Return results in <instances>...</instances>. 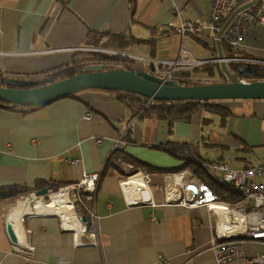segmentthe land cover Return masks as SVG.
Returning a JSON list of instances; mask_svg holds the SVG:
<instances>
[{
    "label": "crops",
    "instance_id": "0c3cea01",
    "mask_svg": "<svg viewBox=\"0 0 264 264\" xmlns=\"http://www.w3.org/2000/svg\"><path fill=\"white\" fill-rule=\"evenodd\" d=\"M211 1L0 0V69L8 78L29 79L64 66L74 54L97 49L86 45L92 32L131 38L121 50L135 69L143 64L150 69L152 60H217V45L207 31L181 37L170 27L178 23L172 8L182 20L207 22ZM254 1L264 7V0ZM221 51L224 55V47ZM239 55L264 61V24L248 30ZM223 103L231 111L223 120L201 110L170 128L154 114L134 116L115 93L99 90L34 109L0 108V191L38 183L69 187L84 176H100L94 199L86 203L94 209L95 241L82 231L63 230L57 216L27 214L14 225L18 245L13 246L6 223L14 204L0 203V264H216L210 250L215 211L165 204L154 185H169L170 174L183 166L198 179L192 169L199 162H222L232 170L264 163V101ZM120 140L126 145L116 151L153 168L148 202L139 206L124 198L118 168L105 170ZM170 144L188 149L173 156L166 149ZM253 246H245L248 255Z\"/></svg>",
    "mask_w": 264,
    "mask_h": 264
},
{
    "label": "built area",
    "instance_id": "2783aa9c",
    "mask_svg": "<svg viewBox=\"0 0 264 264\" xmlns=\"http://www.w3.org/2000/svg\"><path fill=\"white\" fill-rule=\"evenodd\" d=\"M251 2H253L251 5L242 8ZM235 11L237 12L235 13ZM171 13L175 14L178 20L176 25L170 24L174 33L181 37L186 35L199 37L207 31L214 43L222 44L227 53L223 55V59L203 62L193 60L191 56L185 61H180L179 59L171 62L152 60L149 61L151 68L148 71L153 76L165 80H174V74L181 68L194 69L206 64H220L221 62L227 67L231 64H236L239 68L245 66H250L251 68L264 67L263 60L239 55L248 30L254 25L264 24V7L260 6L258 2L254 0H212L208 21L203 24H194L190 21L182 20L180 13L175 8L171 9ZM232 15L230 22L220 37H218L222 27ZM88 51L128 57L123 52L113 49H90ZM182 53L183 51L179 53V56ZM131 57L140 61V59ZM232 74L238 76L237 72H232ZM145 100L142 108L147 110L153 104V101ZM97 143H100V140ZM124 145L126 143L123 140L118 141L113 151ZM116 163L121 173L119 186L124 198L129 202L128 204L130 206H139L142 203H147L148 188L152 183L151 176L136 169L131 163L121 160ZM198 166L219 186H229L238 191L242 201L234 206L223 202L219 195L210 187L199 179L189 177L188 172L185 170L170 174L171 183L164 187L154 185L155 190L162 193L165 204H174L189 209L205 206L213 211L219 206L224 208L226 211V223L231 226L232 232L226 234L223 231H219V216L216 214L215 236L210 247L216 264H228L232 261H239L240 264H264V255H248L244 251L247 245H259L264 248V163L240 170L229 169L226 164L217 161L199 162ZM217 173H219V176L216 175ZM138 175L141 178V183L129 188L126 194L123 190L122 180H128L130 177ZM98 181V174H90L84 176L77 184L62 188L68 189L69 203L78 222L83 226L82 233L88 234L87 237L92 239V241H95L97 233L96 221L94 209L88 208L86 203L94 199ZM51 193L50 191L49 194ZM72 193H75V198L70 196ZM127 195L130 196V199H128ZM75 205L80 207L81 210L76 212ZM84 212L87 215L86 223L81 221L84 217ZM236 213L241 216V221L238 220ZM236 225L238 226L235 227ZM26 253L32 256L33 250L29 249ZM57 264L64 263L60 262ZM161 264L166 263L162 262Z\"/></svg>",
    "mask_w": 264,
    "mask_h": 264
},
{
    "label": "water",
    "instance_id": "95a60500",
    "mask_svg": "<svg viewBox=\"0 0 264 264\" xmlns=\"http://www.w3.org/2000/svg\"><path fill=\"white\" fill-rule=\"evenodd\" d=\"M252 3L242 8H246ZM233 15L224 24L218 37H220ZM216 45L217 59H223L220 43L216 42ZM219 66L226 78L225 82L189 86L180 85L176 80L155 77L141 69H109L103 64L87 66L81 74L51 84L30 79H0V108L7 110L39 108L89 90L133 94L153 102L165 103L264 101V81L246 80L251 77L252 68L250 66L237 69L239 78L235 77L223 62ZM49 193L50 190L44 188L29 197L32 202L36 198H47ZM70 196L72 198L76 197L75 193L70 194ZM81 221L86 223L84 217ZM6 233L13 246H17L18 238L13 224L10 222L6 223Z\"/></svg>",
    "mask_w": 264,
    "mask_h": 264
},
{
    "label": "trees",
    "instance_id": "16d2710c",
    "mask_svg": "<svg viewBox=\"0 0 264 264\" xmlns=\"http://www.w3.org/2000/svg\"><path fill=\"white\" fill-rule=\"evenodd\" d=\"M90 35V33H89ZM89 41L86 45L89 47L97 49H116L122 52L121 49L126 48L128 45L132 44L133 40L125 41L120 36H112L107 34H99L92 32L89 36ZM95 39V40H94ZM105 40V41H104ZM136 43L139 41H135ZM221 48L224 46L220 44ZM225 54L227 51L224 48ZM103 64L109 69H125L131 70L133 67L128 65L127 60L124 57L105 55L102 53L96 52H80L74 54L71 61L64 65L60 66L45 72L37 73L33 76H30V80L43 81L46 84H51L72 76L79 75L83 72V69L87 66ZM117 64H122V67H115ZM127 64V65H126ZM239 68L236 64H231L228 66L229 71L237 72ZM239 78V76H235ZM8 78L0 69V79ZM32 78V79H31ZM180 85L189 86V85H205V84H216L223 83L226 81L222 70L220 69L219 64L210 63L191 71H180L176 72L173 76ZM243 79V78H241ZM193 80V81H192ZM248 81H264V67H252L251 77L247 78ZM112 93V92H111ZM117 100L126 108L134 112V116H139V114H154L158 119L166 121L168 127L170 128L172 124L176 121H189L195 114L199 111H204L207 114L216 115L222 120L231 114L230 109L224 105L223 102H153V104L147 109L144 110L143 102L146 100L133 95L126 93H115ZM226 102V101H225ZM1 104V103H0ZM34 109V108H33ZM137 114V115H136ZM207 120V119H206ZM205 120V121H206ZM128 135V132H127ZM127 139L129 140L128 136ZM127 140V141H128ZM130 142V140H129ZM168 153L171 155H178L181 152H184L188 149L187 144H170L166 147ZM121 160L127 163H131L136 169H139L147 174H150L153 171V168L150 169L145 164L140 162H135L127 156L124 155L121 151L114 150L110 157L108 158L105 170L107 168H113L117 170V161ZM192 169V173L208 187H210L225 203L231 205H236L242 201L241 195L229 186H219L212 178L206 176V173L199 167ZM187 168L183 166L180 168V171ZM100 177V176H99ZM66 187L64 185H58L55 183H38L34 188H27L23 185H14L11 187L4 188L0 191V203H7L9 206L15 204L16 201L22 198H28L31 194L37 192L38 190L47 188L51 192H56L59 188ZM79 207V211H80ZM84 218L87 219L86 212H84Z\"/></svg>",
    "mask_w": 264,
    "mask_h": 264
},
{
    "label": "bare ground",
    "instance_id": "6f19581e",
    "mask_svg": "<svg viewBox=\"0 0 264 264\" xmlns=\"http://www.w3.org/2000/svg\"><path fill=\"white\" fill-rule=\"evenodd\" d=\"M141 183L140 176L130 177L128 180H122V186L124 192L127 194L129 188L136 186ZM128 199L130 196L127 195ZM215 213L219 216L218 218V228L219 231H223L226 234L231 233V226L226 223V211L223 207H216ZM36 214L39 216H57L61 218L63 224V230H73L76 232L82 231L83 226L78 222L75 217V213L69 203L68 189H62L48 195V200L44 201L40 198H36L32 204L26 199L18 200L13 206H11L7 211L8 221L14 225L20 219L22 215ZM239 221H241V216L236 213ZM236 225L235 227H237ZM15 228V227H14ZM16 229V228H15ZM18 232V228H17Z\"/></svg>",
    "mask_w": 264,
    "mask_h": 264
},
{
    "label": "rangeland",
    "instance_id": "374dc122",
    "mask_svg": "<svg viewBox=\"0 0 264 264\" xmlns=\"http://www.w3.org/2000/svg\"><path fill=\"white\" fill-rule=\"evenodd\" d=\"M97 53V52H96ZM105 55H112V54H106L105 53ZM144 66H146V64H143ZM141 67V70H144V71H146V72H149L148 71V69L146 68L145 69V67ZM115 67H117V68H119V67H122V64H117V65H115ZM189 71H191V70H189ZM193 81V80H192ZM217 176H219V173H217L216 174ZM58 191V190H57ZM56 191V192H57ZM52 193H54V192H52ZM23 199V198H22ZM24 199H26V200H28L29 201V203L30 204H32L33 203V201L35 200H33L32 202H31V198L30 197H28V198H24ZM21 200V199H20ZM42 200H44V201H47L48 200V197L47 198H44V199H42ZM75 210H76V212H78L79 211V207L77 206V205H75ZM254 248H255V250H254V254H260V255H264V248L262 247V246H259V245H257V246H253ZM245 249V248H244ZM245 251V250H244ZM246 253V252H245ZM247 254V253H246ZM252 254V253H251Z\"/></svg>",
    "mask_w": 264,
    "mask_h": 264
}]
</instances>
